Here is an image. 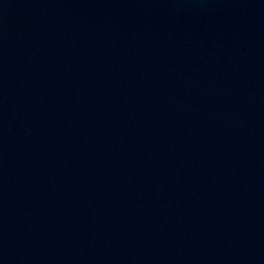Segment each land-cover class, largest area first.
Listing matches in <instances>:
<instances>
[{
  "label": "water",
  "instance_id": "1",
  "mask_svg": "<svg viewBox=\"0 0 264 264\" xmlns=\"http://www.w3.org/2000/svg\"><path fill=\"white\" fill-rule=\"evenodd\" d=\"M0 264H264V0H0Z\"/></svg>",
  "mask_w": 264,
  "mask_h": 264
}]
</instances>
